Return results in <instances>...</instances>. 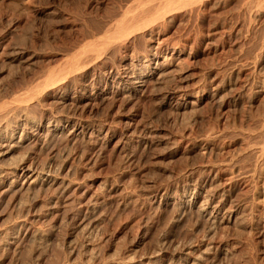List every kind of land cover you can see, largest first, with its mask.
<instances>
[{
	"label": "rangeland",
	"instance_id": "obj_1",
	"mask_svg": "<svg viewBox=\"0 0 264 264\" xmlns=\"http://www.w3.org/2000/svg\"><path fill=\"white\" fill-rule=\"evenodd\" d=\"M155 2L0 0V108L28 93L29 116L42 126L38 143L22 144L0 166L51 167L57 177L41 188L0 175V264H174L183 246L194 251L185 264L201 254L200 264H264V0H192L137 33L129 49L108 52L101 59L107 71L124 56L135 66L144 61L150 35L154 48L168 47L161 59L180 48L165 82L137 98L90 101L84 109L82 82L54 76L101 43V31L127 4ZM94 69L89 93L100 78L106 86L101 65ZM73 112L76 124L104 129L75 140L68 137L73 126L51 133ZM7 116L1 125L20 117ZM145 129V146L128 137ZM126 143L138 145L132 161ZM217 187L229 190L219 220L229 207L235 219L212 235L196 209ZM187 189L195 206L180 215Z\"/></svg>",
	"mask_w": 264,
	"mask_h": 264
},
{
	"label": "bare ground",
	"instance_id": "obj_2",
	"mask_svg": "<svg viewBox=\"0 0 264 264\" xmlns=\"http://www.w3.org/2000/svg\"><path fill=\"white\" fill-rule=\"evenodd\" d=\"M191 1L192 0H158L157 3L156 2L155 4L153 3L154 6H151L152 5L151 4L150 7L147 4L144 5V7H141V5L139 4L140 5L139 8H133L131 3H130L131 5L127 4V7H125L124 11L123 10L121 11L122 15L118 16L119 18L120 17L121 18L112 21H110L111 20L110 19L109 20L110 22L106 25V28L101 31L104 32L102 34L107 35L105 36L106 38H104V40L100 38L101 43L98 42V44L95 43L96 44L95 45L94 42L92 41L94 45H89L91 46V48H89V46L88 48L86 47L87 48L86 50L81 48L82 49L81 52L80 51L77 52L74 55V58H72V61L71 62L68 61L69 62L68 64L65 62L66 65L63 66L64 68L61 67L62 69L59 70L56 74H54V76H56L57 78L58 76L61 78L63 77V79L66 78L68 80L71 79L74 81V83L76 81H78L79 83L82 82L81 87H83L84 96H82L79 100H80V104L83 102L84 105L83 108L87 106L90 101H94L98 105L104 104L106 101L112 99L116 100L121 97L122 99H127L128 101L138 96L139 94H143L144 92H146L149 85L157 86L158 84L164 83L166 78L169 77L170 75L171 71L169 72V70L175 66V63L177 61H180L179 60L180 53L178 51L179 47L174 48L173 51L174 58H172L173 57L172 56L171 59L166 60V57L161 59L160 58L161 57L160 53L162 52L161 50L167 47V45L162 43L159 44V47L154 48L153 43L157 41V39H154L151 35L149 39L151 44L149 45V50L147 52L146 58L144 61L138 63L137 66L131 64V62H126L127 60L124 56L121 57L122 58L121 60L124 63L123 65H121L120 67H116L114 69L111 68L112 70L107 71V66L105 62H101L102 61L101 59L102 57L107 56L108 52L110 53L111 51H114L116 48L120 50L129 49L130 41L134 39L137 33H141L147 30L148 31L153 30L155 27L154 26L155 23H157L158 21L165 20L168 16H170V14H173L174 12L183 11L187 8H190L193 5V2ZM151 25L154 27L150 28L149 26ZM146 36L149 37L148 35ZM97 63H99L102 67V70H104L103 76L106 77L107 79L106 81H103V83H105L106 86L103 89L101 88V85H99V81H102L101 80L102 78L99 77L100 80H98L97 85L92 87L91 90L92 92L89 93L88 91L89 89H91L89 87L90 83H86V79L90 75V72L96 69V68L94 69V67L96 66ZM56 80L58 82V79ZM110 81L112 82L111 85H110ZM66 83L58 86L57 90L59 92L62 91L65 92L66 91L65 88L67 89L68 86ZM27 95L28 93L27 94L25 93V95L15 96L14 98H12L11 101L9 100L10 102L3 104L2 107L0 108V115L4 116V117L1 116L3 117V119H5V116L7 115L9 116L10 114H12V116H14V114H19L20 116L19 118L17 117L18 120L14 116L16 120L13 118V121L15 120L13 124H6L5 126L0 124V165H2V162L6 158H8L16 150V148L22 146V144L28 141L30 143L36 144L40 140L39 138H40V132L42 130V126L40 123H37L34 120H32L29 116L30 114L29 112L31 111V108L33 106L32 105L33 100L32 97L30 99L29 97H27ZM75 112L66 116V120L63 121L58 120L60 124L54 125L51 130V133L55 134V133L63 132V130L66 129L68 126H73L72 130L68 134V137L70 140H75L76 138L82 136H83L82 138H86L87 137L86 135H89L91 131L92 133L98 134L104 129L102 124L97 126H93L89 124V127L87 126L88 128H86L85 124L84 125L76 124L77 122H75L73 118L74 115L75 116L77 115V113ZM1 117L0 119H2ZM79 127H81L82 130L79 131ZM133 132L130 134L128 133L129 134L128 137L131 139L137 137L139 139L138 143L145 146L147 144L146 142L147 130L146 129L142 130L139 134L137 133L138 135L134 134ZM18 135H19V140L16 141ZM131 143L130 144L126 143V146L127 144L129 145V147L127 148L128 150L127 158L132 161L134 158H137L135 157L136 155L134 153L135 151L134 149L138 145H136V147L134 148L131 145ZM18 170L21 171L20 175L18 173ZM0 175H2L3 177L13 175L17 178V181H23V183H28L30 186L40 185L41 188L44 186L52 187V185L55 184V180L57 179L51 167L39 171V169L37 170L36 167L30 165L26 166L23 163L19 165L7 164L4 166H0ZM203 188H205V185H201V187L198 188L199 191L198 190L196 191L197 188L194 190V193L197 197H200ZM187 191L188 189L184 190V193H182L180 196L181 197L180 202H178L179 204H177L178 205L177 211L180 215H185L191 212L195 206L194 205L195 203L193 201L186 199ZM226 192H229V190L227 191L223 189L219 190L218 187L214 188L213 190H211L210 194L207 193L208 195L207 200L206 201L202 200V202L196 209V215L198 216V218L204 220L207 223V225H209L208 226L209 234L213 235L214 230L217 226L226 225L230 223L235 216V210L229 207V209L224 212L225 215L228 214V216L224 215L223 218L219 220L220 212L227 207L229 202V197L227 195L228 193L226 194ZM176 249L175 252L173 253L174 264L187 263L189 259L192 257V254L194 252L192 248H189V246L188 247L183 246V248H179L177 250ZM203 253L206 252L204 251ZM160 256H162V252L158 251L154 255L153 259L158 260ZM201 256L195 258L196 264H200ZM123 261L122 262L112 261L111 264H129L128 262L124 263Z\"/></svg>",
	"mask_w": 264,
	"mask_h": 264
}]
</instances>
